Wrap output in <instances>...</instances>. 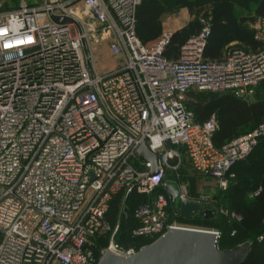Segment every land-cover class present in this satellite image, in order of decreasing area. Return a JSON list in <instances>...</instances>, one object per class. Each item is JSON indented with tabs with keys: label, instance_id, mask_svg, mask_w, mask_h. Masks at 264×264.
Segmentation results:
<instances>
[{
	"label": "built area",
	"instance_id": "obj_1",
	"mask_svg": "<svg viewBox=\"0 0 264 264\" xmlns=\"http://www.w3.org/2000/svg\"><path fill=\"white\" fill-rule=\"evenodd\" d=\"M141 2L45 0L31 7L19 0L13 7L1 0L0 264H99L106 253L133 255L146 246H120L119 226L113 230L106 219L115 196L151 197L173 182L172 174L181 201L207 205L210 197L195 196L180 182L185 166L226 190L236 164L264 140L263 124L218 148L217 117L199 123L186 106L192 91L253 94L264 81V16L251 26L261 44L256 53L231 47L221 60H205L211 28L201 20L203 29L173 61L164 56L172 31L149 43L137 37ZM50 14L76 25L59 27ZM104 43L119 63L100 72L95 49ZM144 142L158 156L156 176L136 155ZM169 204L160 193L138 205L132 237L152 244L183 229L210 231L220 240L218 231L170 222ZM231 219L242 220L235 213ZM111 232L96 255L98 239Z\"/></svg>",
	"mask_w": 264,
	"mask_h": 264
},
{
	"label": "trees",
	"instance_id": "obj_2",
	"mask_svg": "<svg viewBox=\"0 0 264 264\" xmlns=\"http://www.w3.org/2000/svg\"><path fill=\"white\" fill-rule=\"evenodd\" d=\"M251 1L254 4L252 16L238 15L241 4ZM179 10H187L191 16L190 22L171 37L164 56L168 60L179 59L183 46L204 27L202 19L210 26L211 31L204 50V59L210 61L221 60L227 47L234 43L257 49L261 44L256 40L251 28L258 18L264 16V0H142L136 10V35L143 43H149L159 38L163 32L162 17ZM237 44V45H238ZM239 47V46H237ZM186 106L193 111L199 123L207 122L216 116L219 129L214 135V144L221 148L233 139L252 132L264 124V81L259 83L253 94L248 98H239L231 93H210L192 91L187 96ZM264 140L253 152L233 168L235 178L229 179L226 190H220L211 201L209 209L214 213L210 219L198 217L184 220L176 209L169 204L170 222L178 221L188 226L208 229L216 226L221 238L220 250L233 249L249 243L250 253L244 264H264ZM181 180H187L184 171L180 173ZM168 179L175 176L168 174ZM193 195L196 193L190 188ZM165 193L162 187L157 188L149 197L132 194L126 200L123 194L115 196L109 203L106 219L113 228L119 226L115 241L124 248L140 249L150 244L142 238H133L132 232L139 226L134 217L138 205L150 203L158 194ZM224 209L225 214L219 212ZM127 211V212H126ZM235 213L241 217L240 222L231 219ZM111 233L98 239V249L107 247Z\"/></svg>",
	"mask_w": 264,
	"mask_h": 264
},
{
	"label": "water",
	"instance_id": "obj_3",
	"mask_svg": "<svg viewBox=\"0 0 264 264\" xmlns=\"http://www.w3.org/2000/svg\"><path fill=\"white\" fill-rule=\"evenodd\" d=\"M50 20L59 27L76 25L70 18L50 14ZM85 53L88 50L84 44ZM137 157L151 164V176L159 174L158 156L152 153L144 142L137 151ZM171 206L184 220L198 217L210 219L214 213L208 205L195 201H181L178 192L169 183L165 188ZM218 236L210 231L174 229L152 244L144 247L133 255L119 256L106 253L99 264H244L251 245L242 244L233 249L222 251L218 247Z\"/></svg>",
	"mask_w": 264,
	"mask_h": 264
},
{
	"label": "rangeland",
	"instance_id": "obj_4",
	"mask_svg": "<svg viewBox=\"0 0 264 264\" xmlns=\"http://www.w3.org/2000/svg\"><path fill=\"white\" fill-rule=\"evenodd\" d=\"M0 2H1V0H0ZM12 2H13L12 3L13 7H18L19 0H12ZM27 2L29 4V6L32 7V6L42 5L45 2V0H27ZM241 5H242V7L238 8V15H240V16H252L253 15L254 4L251 1H248V2L243 3ZM7 7H10V4L5 3L4 8H7ZM183 11L184 10H179L176 13L168 14L165 16L170 17V23L172 22L175 25V27L179 26V24L184 25L185 23L187 24L188 22H190L191 16H188L187 20H184L185 16H184ZM171 17H173V18H171ZM202 20H204V19H202ZM174 25H173V27H174ZM169 28H171V27L169 26ZM106 59H109L111 61L116 60L113 56H111L109 48H106L105 50H103V52L95 50L94 66L96 67V69L98 71L103 72V71L107 70L108 62ZM112 63H114V62H112ZM245 135H247V134H245ZM245 135H242V136H245ZM260 156L262 159H264V153H262ZM183 171L187 174V177H188L187 180H184L183 183L188 185L189 188L193 189V191L196 193V195L203 194L205 196H208V197H210V200L213 202V204H216L214 197L219 192L217 182L214 181L213 179H211L210 177L190 172L187 165L185 166V169ZM169 185L173 186L178 192L180 191V187H179L178 183L170 181ZM219 212L221 214L226 213L224 211V209H220ZM191 227H194V226H191ZM209 228H211V230L216 231V229H214V228H217V227L214 225V226L208 227V229ZM205 229H207V228H205ZM110 240H111V237H110ZM228 250H230V249H228ZM224 251H226V250H224Z\"/></svg>",
	"mask_w": 264,
	"mask_h": 264
},
{
	"label": "crops",
	"instance_id": "obj_5",
	"mask_svg": "<svg viewBox=\"0 0 264 264\" xmlns=\"http://www.w3.org/2000/svg\"><path fill=\"white\" fill-rule=\"evenodd\" d=\"M184 12V20H187V18H188V16H190V14H189V12L187 11V10H184L183 11ZM171 18H173V17H171ZM186 22V21H185ZM188 24V23H187ZM186 23L183 25H181V24H179V26H176L175 27V25L171 22L170 23V17H167V16H163L162 17V26H163V32H162V34L165 32V31H172L173 32V34L174 33H176V32H178V31H180L184 26H186L187 25ZM173 25H174V27H173ZM169 26L171 27V28H169ZM167 29H171V30H167ZM156 40V39H155ZM238 43H234V44H232V45H230L229 47H227L226 49H225V51H224V55H225V53H226V51H227V49H229V48H231V47H237V46H239L238 48H242V49H244L245 51H247V52H250V53H256V52H258L259 51V49L260 48H257V49H253V48H251V47H246V46H242V45H240V44H238ZM106 48H108V44L107 43H104V44H102V45H100V46H97L96 47V49L95 50H98V51H100V52H103V50H105ZM223 55V56H224ZM112 56V55H111ZM107 60V62H108V65H107V70H105V71H103V72H107V71H111V70H113V69H115L116 67H117V65H118V63H119V61L116 59L115 61H111V60H109V59H106ZM112 62H114V63H112Z\"/></svg>",
	"mask_w": 264,
	"mask_h": 264
},
{
	"label": "snow or ice",
	"instance_id": "obj_6",
	"mask_svg": "<svg viewBox=\"0 0 264 264\" xmlns=\"http://www.w3.org/2000/svg\"><path fill=\"white\" fill-rule=\"evenodd\" d=\"M0 35H6V31H0ZM17 43H22V41H18ZM12 45L9 43H5V47H11Z\"/></svg>",
	"mask_w": 264,
	"mask_h": 264
}]
</instances>
